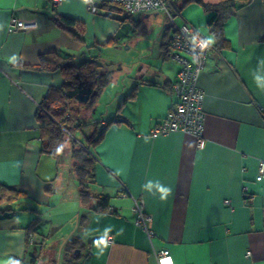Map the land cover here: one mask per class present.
Returning a JSON list of instances; mask_svg holds the SVG:
<instances>
[{"label": "crops", "instance_id": "1", "mask_svg": "<svg viewBox=\"0 0 264 264\" xmlns=\"http://www.w3.org/2000/svg\"><path fill=\"white\" fill-rule=\"evenodd\" d=\"M55 1L0 0V183L25 193L0 205V264H64L66 245L74 239L81 246L74 253L80 254L78 264H158L146 234L134 225L133 199L121 196L124 188L143 200L155 243L174 264H264V180L256 181L264 161V0H233L236 13L224 24L228 45L219 49L207 27L214 12L191 3L175 15L213 45L199 79L205 94L203 149L188 134L151 135L176 104L172 85L180 66L167 55L166 14L129 16L119 7L92 14L87 0ZM175 1L173 9L184 0ZM160 15L162 27L152 35L148 26L152 19L158 26ZM58 16L84 24V42L56 26ZM13 19L38 27L10 33ZM110 47L122 54L118 72L130 85L101 117L96 115L102 103L90 109L89 134L114 121L92 150L90 190L108 198V212L98 213L96 200L80 201L69 155L67 174L60 176L59 160L41 153L36 116L50 90L64 84L62 73L21 65H35L49 53L78 65ZM70 186L78 203L76 228L55 246L52 228L69 221L60 205ZM36 217L39 244L29 245L26 228Z\"/></svg>", "mask_w": 264, "mask_h": 264}, {"label": "trees", "instance_id": "2", "mask_svg": "<svg viewBox=\"0 0 264 264\" xmlns=\"http://www.w3.org/2000/svg\"><path fill=\"white\" fill-rule=\"evenodd\" d=\"M191 3L199 4L205 12H214L207 22L209 33L214 37L216 48L227 47L224 24L236 13L234 1L225 0L217 4H205L201 0H184L180 6H175L176 12H182ZM54 23L67 31L71 39L84 42V24L62 16L55 17ZM21 66L36 71L59 70L62 73L64 84L59 90H50L46 101L41 106V111L36 116L41 139V153L51 155L57 160L68 154L72 162L71 173L77 179L80 201L82 204H89L92 200H96L94 211L107 213L108 198L93 195L90 190L95 166L92 150L103 141L107 128L114 124V121L107 123L101 132L94 130L83 141L82 139L74 140L69 137V134L72 129H82L80 116L83 109L85 107L92 110L95 108L102 92L111 82V73L101 63L99 56L75 65L68 58L49 53L40 55L35 65ZM131 98H134V93L126 97V100ZM24 197V192L0 183V205L12 204ZM40 223L39 217L33 219L26 228L27 233H35ZM80 248L79 239L69 241L66 245L67 259L64 264H78L80 254L75 255L74 253Z\"/></svg>", "mask_w": 264, "mask_h": 264}, {"label": "built area", "instance_id": "3", "mask_svg": "<svg viewBox=\"0 0 264 264\" xmlns=\"http://www.w3.org/2000/svg\"><path fill=\"white\" fill-rule=\"evenodd\" d=\"M172 0H87L88 10L92 14L100 13L102 7H119L127 15L143 13H164L168 19V39L166 41L167 55L171 62L180 66L177 79L172 85L176 104L170 109L161 123L151 131V135L165 136L171 133H184L195 138L197 148L206 145L204 137L205 114L203 109L205 94L199 86V79L204 72L207 57L213 45L192 25L175 22L177 12L171 7ZM56 3L59 0L55 1ZM37 22H25L13 19L8 25V32L16 33L36 29ZM264 180V161H260L256 181ZM245 197L252 198L246 191ZM133 199L134 225L144 231L150 243L152 254L158 264H174L169 251L157 246V233L153 227V218L145 208L142 199L132 197L127 189L121 194ZM29 245L39 244V238L33 233L27 237ZM109 243L112 236L107 237ZM249 257L250 253H246Z\"/></svg>", "mask_w": 264, "mask_h": 264}, {"label": "rangeland", "instance_id": "4", "mask_svg": "<svg viewBox=\"0 0 264 264\" xmlns=\"http://www.w3.org/2000/svg\"><path fill=\"white\" fill-rule=\"evenodd\" d=\"M181 1L182 0H176L175 3L180 4ZM163 16L160 15V20H158V23H157L158 26L156 25L157 20L151 18L152 25L151 26L149 25L148 28L150 31L151 30L153 31L152 35H154L156 32H158L161 29L162 24H163ZM175 22L178 24L182 23L176 19H175ZM100 61L105 66V68L111 73V82H110L111 84L107 87V89L104 92H102L101 98L97 102V105L99 103H102V109L100 108L101 111L96 115L97 118L101 117L100 114L109 110L112 105L113 100L115 99L114 97L117 96V94L120 95L122 93H125L130 85L127 78H125L124 76L120 74V72H118V64L123 61V57H122V54H120L117 51V48H111V47L106 48L102 56L100 57ZM90 113L91 111L88 107H85L83 109L82 114L80 116L82 129L81 130L72 129L70 131L69 137H71L74 140H77V139H82V141L85 140V137L91 132V129H92L89 123ZM68 161H69V158L65 155L59 160L60 165H59L58 170H59L60 176H65L67 174L66 168H67ZM73 191L74 190L72 186H70V189L66 191V194L63 197L62 203L60 205V208H64L63 209L64 213H62V216L63 217L67 216L69 221L66 223L61 222V224H57L55 225V228H52L51 235L54 236L53 241H54L55 246L56 245L58 246V244H56L55 242L68 238L70 236L71 230H73V228L74 229L76 228L77 218L74 217V212L76 208L78 207V203L75 200L76 192L74 194ZM51 210L52 208L48 212H51ZM51 216H53V214L50 213V216L48 217L51 218ZM46 219H49V218H46ZM51 224L52 222L47 221L45 226L50 227ZM47 252H48V258L53 259V256H52L53 254H52L51 249H48ZM47 264H55V263L51 261L50 263H47Z\"/></svg>", "mask_w": 264, "mask_h": 264}, {"label": "clouds", "instance_id": "5", "mask_svg": "<svg viewBox=\"0 0 264 264\" xmlns=\"http://www.w3.org/2000/svg\"><path fill=\"white\" fill-rule=\"evenodd\" d=\"M168 191H170V190H168Z\"/></svg>", "mask_w": 264, "mask_h": 264}]
</instances>
